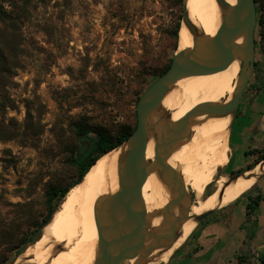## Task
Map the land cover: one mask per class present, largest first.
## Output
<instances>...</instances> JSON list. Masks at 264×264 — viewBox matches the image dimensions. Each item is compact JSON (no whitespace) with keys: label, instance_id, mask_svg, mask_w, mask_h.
<instances>
[{"label":"rangeland","instance_id":"rangeland-1","mask_svg":"<svg viewBox=\"0 0 264 264\" xmlns=\"http://www.w3.org/2000/svg\"><path fill=\"white\" fill-rule=\"evenodd\" d=\"M13 2L26 3L27 12L19 20L20 68L7 88L13 107L0 114V228L14 219L23 223L28 210L41 221L48 184L69 171L64 145L90 148L86 138L74 143L75 123L112 137L132 125L139 95L179 51L175 32L179 24L182 28L183 0H0L8 12ZM256 48L247 97L263 82L264 56L259 44ZM238 130L233 126L232 161L221 171L228 177L247 172L257 159L246 156L256 149L239 140ZM261 146L264 138L256 143ZM76 177L70 173L65 184ZM229 207L216 211L215 218ZM22 231L27 232L24 225ZM17 245L7 248V257ZM252 248L247 255L253 263L264 264L257 261L264 248Z\"/></svg>","mask_w":264,"mask_h":264},{"label":"bare ground","instance_id":"bare-ground-1","mask_svg":"<svg viewBox=\"0 0 264 264\" xmlns=\"http://www.w3.org/2000/svg\"><path fill=\"white\" fill-rule=\"evenodd\" d=\"M224 1L231 7L235 5V0ZM185 5L198 39L214 37L225 13L217 0H187ZM194 42L193 35L186 26H182L179 52L191 48ZM240 71L239 60L219 73L178 82L167 93L163 108L154 119V126L167 127L199 105L229 101ZM231 122L232 116L197 118L189 128L183 144L172 156L170 166L179 172L189 191L194 194L196 203L189 206L190 220L181 228L177 243L170 249H160L153 253L146 264L167 263L196 227L194 217L227 207L230 202L252 189L263 175L264 162L251 172L241 173L242 176L234 181L227 174L221 173L232 161L229 143ZM150 144L149 157L152 158L153 139ZM124 157V149L116 148L99 160L84 180L67 194L50 224L45 227L42 239L27 248L16 264H93L98 230L96 216L102 217L109 198L116 191L118 168ZM212 184L214 189L206 196L207 188ZM172 196L173 193L159 174L151 176L143 188L147 214L161 211ZM161 223V217L151 220L150 229L153 234H158ZM58 247H62L63 251L58 252Z\"/></svg>","mask_w":264,"mask_h":264},{"label":"water","instance_id":"water-1","mask_svg":"<svg viewBox=\"0 0 264 264\" xmlns=\"http://www.w3.org/2000/svg\"><path fill=\"white\" fill-rule=\"evenodd\" d=\"M186 1L183 0L182 26H186L195 42L188 50L178 51L174 55L168 71L138 101L137 127L124 144L118 147L124 149L125 157L118 168L116 191L109 198L102 217L96 216L98 230L93 264H146L153 253L160 249H170L177 243L181 228L190 220L189 206L193 205V196L179 172L170 166V160L183 144L194 121L202 116H232L230 141L243 95L254 75L258 28L256 0H235L234 7L224 0H217L225 11L221 25L214 37L201 40L187 13ZM239 60L241 71L229 101L222 104L205 103L167 127L154 126V119L162 110L167 93L178 82L219 73ZM152 139L153 157L150 158ZM87 147V144H82L79 154H84ZM263 162L247 172L255 170ZM155 174H159L173 196L161 211L148 215L143 188L147 179ZM241 176L238 174L230 179L234 181ZM262 179L264 171L257 183ZM177 210L179 212L175 215ZM216 211H207L194 217L196 227ZM160 217L161 229L158 234H153L150 222ZM57 251L62 252V247H58ZM22 255L11 264H16Z\"/></svg>","mask_w":264,"mask_h":264},{"label":"trees","instance_id":"trees-1","mask_svg":"<svg viewBox=\"0 0 264 264\" xmlns=\"http://www.w3.org/2000/svg\"><path fill=\"white\" fill-rule=\"evenodd\" d=\"M12 4L11 5L13 10L11 12H8L5 7L0 4V114L5 113V111H7L9 108L13 107V101L8 94L7 88L10 79L15 76V71L20 68L22 35L20 32L19 20L21 19L22 15L26 14L27 12V8L25 7L27 6L26 3L23 2L22 5H20L16 2H13ZM256 4L258 13V27L260 28L259 41L256 42L257 44H259L260 50L264 56V0H256ZM180 29L181 28L179 24L175 32V37L177 40H179ZM171 64L172 60H170L166 68L156 76V80L168 71V69L171 67ZM155 81L150 83L148 85V88ZM141 96L139 95L136 105L138 104ZM137 123L138 121L135 118L132 125L129 127H124L116 137H112L102 131L92 129V127H89L85 123H75L73 133L74 143L86 138L91 141L89 142V150L80 155L76 145H72L70 147L68 143L64 145V148H68L67 154H69L70 156L69 171L64 172L61 177L53 179L48 184L45 202L46 213L41 217V221H37V217L31 214V211L28 210L26 211V214L23 215L26 219L23 220V223L22 221H18V219H14L10 223H6L0 228V246H5L6 248L3 252H0V264L13 263L20 255L25 252L27 248L40 240L43 234V230L47 225L50 224L55 213L60 208L70 190L79 185L84 180V177L88 175L87 173L90 171L92 166L101 157L122 146L124 142L135 131ZM246 156L257 157L256 161L253 164L249 165L246 169L252 170L261 161L264 160V148L262 150L250 149L246 152ZM70 173L76 174L77 177L71 183L65 184L67 175H69ZM260 183H256L253 188L243 197L249 199L246 211L247 217L253 215L258 210L261 202L264 200V195L261 193L257 194L254 198L251 197V195L259 189L258 187ZM209 188L210 187L207 188L206 196H208L207 194L210 192ZM194 199L195 196L193 195V200ZM238 200L239 199L230 202L227 206H230L232 204L236 205L242 199L239 201ZM23 225L27 228L26 233H23L22 231ZM24 236L28 237L21 239ZM16 243H18L19 245H17V247L13 251H11V254L12 252L14 254L10 257H7V248ZM238 260L239 264H255L253 263L254 261L252 260V258H250L247 254H240ZM257 261L264 263V256H260Z\"/></svg>","mask_w":264,"mask_h":264},{"label":"crops","instance_id":"crops-1","mask_svg":"<svg viewBox=\"0 0 264 264\" xmlns=\"http://www.w3.org/2000/svg\"><path fill=\"white\" fill-rule=\"evenodd\" d=\"M259 86L250 97L244 93L234 121V126L239 127V140L249 141L253 149L264 147H256L264 138V74ZM258 188L252 198L259 193L264 195V179ZM248 203L249 199L245 198L232 207L227 206L229 211H225L224 217L210 215L193 229L186 242L164 264H239L240 254H248L252 247L261 251L264 248V200L250 217L246 215Z\"/></svg>","mask_w":264,"mask_h":264},{"label":"flooded vegetation","instance_id":"flooded-vegetation-1","mask_svg":"<svg viewBox=\"0 0 264 264\" xmlns=\"http://www.w3.org/2000/svg\"><path fill=\"white\" fill-rule=\"evenodd\" d=\"M255 69H256V67H255Z\"/></svg>","mask_w":264,"mask_h":264}]
</instances>
